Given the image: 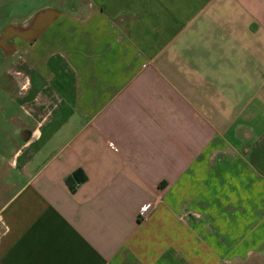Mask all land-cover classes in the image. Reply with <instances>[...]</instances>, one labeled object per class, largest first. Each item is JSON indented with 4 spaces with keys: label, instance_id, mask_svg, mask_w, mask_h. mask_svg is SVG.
I'll use <instances>...</instances> for the list:
<instances>
[{
    "label": "crops",
    "instance_id": "obj_1",
    "mask_svg": "<svg viewBox=\"0 0 264 264\" xmlns=\"http://www.w3.org/2000/svg\"><path fill=\"white\" fill-rule=\"evenodd\" d=\"M80 1L0 8V264L264 255V0Z\"/></svg>",
    "mask_w": 264,
    "mask_h": 264
},
{
    "label": "rangeland",
    "instance_id": "obj_2",
    "mask_svg": "<svg viewBox=\"0 0 264 264\" xmlns=\"http://www.w3.org/2000/svg\"><path fill=\"white\" fill-rule=\"evenodd\" d=\"M74 0H1L0 1V8L3 9L4 6L15 5L16 9L18 10L19 14H23L34 7L39 6L40 4H55V5H66L68 8L73 6ZM83 5L86 4L85 0H81ZM10 192H0V204L6 201L7 197L9 196ZM233 264H264V255H254L247 261L239 260L238 262H234Z\"/></svg>",
    "mask_w": 264,
    "mask_h": 264
},
{
    "label": "trees",
    "instance_id": "obj_3",
    "mask_svg": "<svg viewBox=\"0 0 264 264\" xmlns=\"http://www.w3.org/2000/svg\"><path fill=\"white\" fill-rule=\"evenodd\" d=\"M86 181L85 175L82 171L75 172L67 181L71 190L74 192L76 190L75 186L79 183H84Z\"/></svg>",
    "mask_w": 264,
    "mask_h": 264
},
{
    "label": "built area",
    "instance_id": "obj_4",
    "mask_svg": "<svg viewBox=\"0 0 264 264\" xmlns=\"http://www.w3.org/2000/svg\"><path fill=\"white\" fill-rule=\"evenodd\" d=\"M151 207H152V203L146 204L141 210V215L145 216V214L147 213V211L151 209Z\"/></svg>",
    "mask_w": 264,
    "mask_h": 264
}]
</instances>
